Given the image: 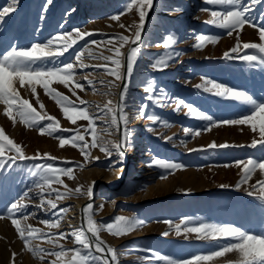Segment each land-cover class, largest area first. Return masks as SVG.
Returning a JSON list of instances; mask_svg holds the SVG:
<instances>
[{"label":"rangeland","instance_id":"1","mask_svg":"<svg viewBox=\"0 0 264 264\" xmlns=\"http://www.w3.org/2000/svg\"><path fill=\"white\" fill-rule=\"evenodd\" d=\"M128 2L51 0L49 3L48 0H18L16 10L4 16L0 22V54L16 45L29 47L33 43L43 44L58 34L72 33L76 43L59 60L78 64L75 55L82 52L83 62L88 66L77 68L73 80L83 84L84 90L75 88L72 82L66 88L53 81L50 87L77 105L80 99L88 102V112L102 116L100 108L104 104L109 100L119 102L123 83L116 81L120 87L110 89L105 82L114 80V77L106 74L104 68L95 66L107 64L112 68L114 65L96 57L113 55L108 49L120 47L116 38L127 36L128 43L120 48L124 53L122 63L125 64L126 51L134 39L135 26L139 25L135 6L125 10ZM11 3L12 0H0V9ZM245 3L250 4L251 0H245ZM106 7L108 9L104 11ZM223 7L209 5L205 0H153L141 29V41L133 46L139 47L140 52L132 76L127 81L125 112L129 119L130 144L125 148L122 158L115 151L108 156L99 148H92L93 135L89 133L93 129L88 127L89 122L79 118L75 124L68 121L61 107L45 94L40 85H36L35 95L27 84L23 88L18 83L14 85L21 99H27L41 116L54 117L59 122L60 130L52 136L41 134L40 128L49 123L47 119L41 120L37 126H29L15 111L13 124L12 119L4 115L6 106L0 104V128L22 146L26 156L49 153L57 158L50 160L41 155L36 159L16 160L14 163L8 161L7 166L0 169V216L4 217L0 219V264H51L56 257L47 255L48 252L58 251L59 245L67 249L75 247L71 233L82 228L86 231L83 208L89 203L93 206L91 212L97 223H110L116 216H134L143 221V226L127 235L115 236L106 230L99 233L100 239L115 250V264H161L156 260V254L176 259L189 258L219 250L220 245L227 243L224 239H197L196 233L185 234L183 225L178 235L174 226L185 218L196 223L228 224L251 233L264 231V200L258 198L260 186L257 184V181L264 182V173L257 169L248 182L243 183V166L236 164V161L264 158V147L259 143L264 137L260 136L258 130L253 132L250 125L220 123L240 117L250 106L196 87L203 84L204 80H212L264 100V65L242 59L246 54L259 55L257 50L245 48V44L264 43L259 35L264 27V0L252 5L246 13L250 23L232 30L231 35L228 34L229 30L206 23L212 17L210 11L203 9L222 10ZM112 16H118L119 19L112 20ZM121 24L133 27H121ZM75 29L90 35L79 39ZM201 34L218 39L215 43L207 42L202 47H194ZM168 36H174L176 43L165 49L163 44ZM64 38L61 35V40ZM93 40L97 43H91ZM55 46L60 47V42ZM234 47L237 50L230 51ZM173 51L180 55L169 61L163 70L151 66L158 57ZM225 53H228L227 57ZM88 81L93 83L89 84ZM149 82L154 83L153 93L145 92ZM73 91L76 95H73ZM150 94L160 97L161 103L148 100ZM177 99L212 116L217 123L210 125L208 121L187 115L188 109L184 105L177 110ZM142 103L148 105L147 114H155L160 118L158 122L154 123L139 115ZM107 127L106 123L98 120L94 132L101 133L106 141H119L118 131L109 129L112 134L102 132ZM186 128L202 131L199 135H186ZM78 135H83L88 142V147L84 149L87 159L80 150L83 142L77 147H73L70 142L60 147L58 137L70 141ZM254 139L257 141L256 147L251 146ZM213 142L228 147H208ZM15 155L6 150L3 158L7 161L8 157ZM156 159L179 163L183 167L164 169L153 163ZM44 163H52L58 168H72L73 179L65 175L60 177L64 185L73 190L81 187L82 193L91 186L92 196L73 194L57 200L55 192L51 195L46 192L41 197L34 187L36 177L32 173L35 171L34 165ZM238 182H241L240 187L236 186ZM252 185H256V190ZM52 188L60 192L67 190L58 183H53ZM250 191L252 195L248 194ZM25 192L28 198L24 202L28 206L9 217L6 209L12 203L24 199ZM42 199L45 200V206L39 207ZM48 199L57 203L58 208L51 209L46 204ZM79 203L80 209L77 208ZM65 208L67 212L60 211ZM13 219L19 220L21 228L31 225L44 233L63 232L69 237L64 240L53 235L56 244L49 243L47 238L32 239L30 247L44 250V260L41 261L25 248L24 241L12 223ZM57 220L59 227L50 228L42 223H55ZM166 221H170L173 226L170 227ZM192 226L195 224L189 225ZM70 255L63 258L64 264H68ZM95 255L99 256L100 253ZM238 260L239 254L233 251L210 261H202L201 264H236Z\"/></svg>","mask_w":264,"mask_h":264},{"label":"snow or ice","instance_id":"2","mask_svg":"<svg viewBox=\"0 0 264 264\" xmlns=\"http://www.w3.org/2000/svg\"><path fill=\"white\" fill-rule=\"evenodd\" d=\"M51 3V0H48ZM209 5L224 6L222 10H212L203 9L210 11L212 19L206 21L212 25L218 26L222 29L229 30L228 34H232V30L237 28H243L245 24L250 23L246 13L250 11L252 5L259 3L260 0H251V3H245V0H205ZM18 0H12V3L3 9H0V22L3 21L4 16L16 10V5ZM153 0H129L126 5V11L133 9L135 6L136 11L139 15V25L135 26L134 39L132 44H137L141 41V29L143 27L145 16L147 14V9L151 8ZM112 20H118V16H112ZM121 27H133L125 26L123 24ZM77 38L83 39L84 36L90 35L87 32H82L79 29L74 30ZM61 35H64V39L61 40ZM260 39L264 41V27L260 30ZM120 42V47L109 48L108 51L113 52V55L109 56H97V59H103L105 62H111L114 67L109 68L107 64L96 65L97 68H104L106 74L114 77V80L105 82L110 89L120 87L116 81H121L123 87L120 91L119 102H113L109 100L103 107L100 108V112L103 113L102 116H94L88 112L86 107V101L80 99L79 105L72 102L67 96L59 93L56 89L51 88L50 84L55 81L66 88L69 87V83L72 82L75 88L84 90V85L78 81H74L73 77L75 75L77 68H85L88 65L84 64L82 59V52H77L75 55V60L78 64L73 62H63L59 60V57L63 56L64 52H67L72 45L76 43V39H72V33L58 34L55 37L49 38L45 43H33L29 47H21L19 45L13 46L10 50L0 54V104H4L6 115L9 119H12L13 124H15V118L13 117V111L21 118V120L29 126H37L41 120L47 119L49 123L46 127L40 128V133H47L52 136L54 133L59 131V122L55 121L54 117L51 116H41L36 110L31 106L27 99H21L18 94L17 88L14 86L18 83L19 87L23 88L26 84L29 86L30 91L33 95L36 94V85H40L45 94L53 98L57 105L61 107L64 117L68 121L75 124L76 120L83 119L88 121V127L93 129L90 135H93V140L91 143L92 148H99V150L108 156H111L113 151H115L121 158L124 155L125 148L130 144V129L127 127L129 119L127 113L125 112V98L128 92V83L130 80L136 57L140 52L139 47H131L130 51L127 53L126 65L122 63V57L124 53L120 51V48L124 44L128 43L129 37L119 36L116 38ZM217 37L205 36L203 34L197 37L198 43L194 47H202L204 43L211 42L215 43ZM60 42V47H56L57 42ZM91 43L96 44L97 42L93 40ZM176 43V38L174 36H168L165 38L163 47L169 49ZM238 47V45H237ZM245 48H252L257 50L259 55H245L242 57L245 61L249 63H259L264 65V43L259 44H245ZM237 48H232L230 51L235 52ZM89 55H92L89 52ZM179 53L170 52L164 56L158 57L154 63L151 65L153 68L158 70H163V68L168 66L169 61L174 60ZM228 56V53H225ZM50 65V66H49ZM87 79V78H85ZM92 84V81H88ZM197 88H203L204 91L212 92L217 96H222L227 99L243 102L245 105L250 106L249 110L242 114L240 117L231 120L220 121V123L228 125H250L253 132L259 131L261 137H264V100H258L252 95L245 91L235 90L233 88L226 87L225 85L216 83L212 80H204L203 84L197 85ZM145 92H154V83L149 82L145 88ZM163 94V90L161 89ZM113 94V93H109ZM73 95H76L73 91ZM166 95V94H164ZM79 99V97H77ZM148 100H154L155 103L160 104V97H154L149 95ZM39 102V101H38ZM176 109L179 110L181 105L187 107V115H194L196 118L208 121L210 125H215L217 122L213 120V117L199 111L197 108L191 104H185L183 100L177 99L175 101ZM83 106V107H82ZM43 108V105L41 104ZM99 107V106H98ZM147 104L142 103L139 107V115L143 118H147L152 122H158L160 118L155 114H147L146 108ZM103 121L108 125L104 128L102 132L104 134H112L109 129H114L120 133L119 141H106L103 139L101 133H95L94 129L96 127V121ZM166 123V122H164ZM207 130V129H205ZM63 131H68L64 129ZM185 134L199 135L202 131L201 129H184ZM60 141V147L63 148L66 143H71L73 147H77L80 142V150L82 155L87 159V154L84 149L88 147V142L85 141L83 135H78L71 138V140H66L65 138L58 137ZM171 139V138H169ZM6 142V143H5ZM261 147H264V140L259 142ZM252 147L257 146V141L254 139L251 144ZM208 147H228L226 144L216 145L215 142L208 145ZM14 152L16 155L13 157H8L7 161L3 158L5 151ZM47 157L50 160L57 159L51 156L49 153L40 154L37 153L36 156L28 157L24 154L23 148L20 144L14 142L13 139L9 138L3 128H0V169H4L7 166V162L10 161L14 163L16 160H28L36 159L39 156ZM98 159V158H97ZM157 166L168 169L176 170L183 166L179 163L163 161L156 159L153 161ZM237 166H243L241 168L242 177L241 182L247 183L251 178L253 172L259 169L264 173V158L261 159H248L247 161H236ZM35 171L33 175L36 177L34 182V187L39 191L41 197L45 196L47 192L51 195L55 192L57 200L62 198H68L73 194H84L89 197L92 196V187L89 186L86 192H81V187L76 189H70L67 185H64L63 180H61V175L67 176L69 179H73V170L70 167L58 168L52 163L36 164L34 165ZM237 183V187H240V183ZM53 183L62 184L67 190L65 192H60L58 189H53ZM260 186L258 189L259 197L264 200V182L257 181ZM221 187H226V185H221ZM252 188L256 190V185H252ZM51 191H47V190ZM252 195L253 192H249ZM28 198V193H24V199L18 200L12 203L7 209L9 217L15 216L16 213L22 212L28 205L24 202ZM46 204L50 206L51 209H57V203L53 200L48 199ZM45 206V200H41L39 207ZM92 204L89 203L83 208L84 219L86 221V231L82 228L78 231L71 233L72 239L75 247L71 249L65 248L63 245H59L58 251L48 252L47 255L56 257L55 260L51 261V264H64L63 258L68 256L70 253V258L68 259V264H115L116 253L113 248L107 246L103 240L100 239L99 233L102 230H106L112 235L120 236L127 235L132 231L136 230L138 227L143 226V221L137 219L136 217H124L116 216L113 221L107 224L97 223L93 219V214L91 212ZM103 206H101L102 208ZM62 212H67L68 209H60ZM4 218L0 216V219ZM27 220V216L24 217ZM13 225L19 237L24 241L25 248L32 253L33 256L38 257L41 261L44 260V250L39 247H30V242L35 238H47L48 242L51 244H56L57 241L52 239L53 235H58L61 239L67 240L69 234L58 233L50 234L44 233L41 229L35 228L31 225H26L21 228L19 220L13 219ZM42 223L48 225L50 228L59 227V220L55 223H50L49 221H42ZM169 226L172 227L170 221ZM190 224H195V226L189 227ZM181 225H183V232L185 234L196 233V238L201 240H211L219 241L224 239L227 243L220 245L219 250L212 251L208 254H196L189 258L176 259L167 255L156 254V260L161 262V264H201L202 261H210L214 257H219L226 252H233L239 254V260L236 264H264V231L258 233H251L248 230H242L239 227H235L228 224H215L207 222L196 223L190 218H185L181 220L179 224H176L175 230L177 234H181ZM91 234V236L88 235ZM167 235V233H164ZM94 238V239H93ZM187 238V235H186ZM95 253H100L99 256ZM110 254V255H109ZM15 256V253L13 254Z\"/></svg>","mask_w":264,"mask_h":264},{"label":"water","instance_id":"3","mask_svg":"<svg viewBox=\"0 0 264 264\" xmlns=\"http://www.w3.org/2000/svg\"><path fill=\"white\" fill-rule=\"evenodd\" d=\"M154 2H155V0H154ZM145 29V28H144ZM134 46V44H131L129 47H128V49H127V51H126V54H125V65H126V62H127V53L130 51V48L131 47H133ZM90 236H91V234L90 233H88ZM94 239V238H93ZM110 255V254H109Z\"/></svg>","mask_w":264,"mask_h":264},{"label":"bare ground","instance_id":"4","mask_svg":"<svg viewBox=\"0 0 264 264\" xmlns=\"http://www.w3.org/2000/svg\"><path fill=\"white\" fill-rule=\"evenodd\" d=\"M108 9V7H106L105 9H104V11H106ZM77 208L78 209H80V203L77 205ZM125 261V260H124Z\"/></svg>","mask_w":264,"mask_h":264}]
</instances>
